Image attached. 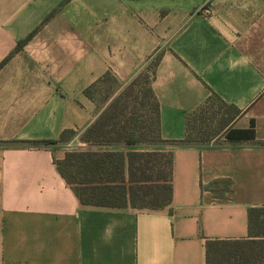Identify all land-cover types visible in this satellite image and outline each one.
Returning <instances> with one entry per match:
<instances>
[{
  "label": "crops",
  "instance_id": "0c3cea01",
  "mask_svg": "<svg viewBox=\"0 0 264 264\" xmlns=\"http://www.w3.org/2000/svg\"><path fill=\"white\" fill-rule=\"evenodd\" d=\"M148 74L161 139L191 140L156 148L172 153V202L83 205L58 169L66 145L32 143L93 125L114 98L85 92L105 78ZM249 129L255 140L227 139ZM254 207L264 0H0V264H207V240L249 238Z\"/></svg>",
  "mask_w": 264,
  "mask_h": 264
},
{
  "label": "trees",
  "instance_id": "16d2710c",
  "mask_svg": "<svg viewBox=\"0 0 264 264\" xmlns=\"http://www.w3.org/2000/svg\"><path fill=\"white\" fill-rule=\"evenodd\" d=\"M146 78L151 79V75L148 74ZM107 79L114 80L109 77L104 80ZM135 84L134 82L133 85ZM97 87L98 85H94L87 89L86 95L94 98L93 91ZM131 96L133 95L129 93L115 97L99 119L83 132L68 129L62 132L57 141L32 143L46 146L66 145L78 138L80 143L87 145L67 152L64 160L57 161L59 172L73 187L83 205L159 209L172 202V153L139 150L138 147L154 146L157 141L162 145H180L190 143L191 140L189 138L185 141L171 142L161 139L159 106L150 87L145 95L146 98L149 96L152 99V103L149 104L152 107L150 125L141 129L136 120L132 125L127 124L131 122H127L125 97L131 100ZM110 97V94L106 95V99ZM138 100L139 97L134 100L135 103ZM147 103L149 102L144 100L145 106ZM191 121L192 118L188 121V127L192 132L194 128L191 126ZM200 123L198 133L207 135L212 126L205 124L203 120ZM144 131L149 132L150 136L147 135L148 133H143ZM255 138L254 129L227 132V139L231 142L252 141ZM164 158L168 160L164 167H160L159 163ZM249 227L248 239L207 240V264H237L248 261L250 264L253 258L264 264V207L250 209Z\"/></svg>",
  "mask_w": 264,
  "mask_h": 264
},
{
  "label": "rangeland",
  "instance_id": "374dc122",
  "mask_svg": "<svg viewBox=\"0 0 264 264\" xmlns=\"http://www.w3.org/2000/svg\"><path fill=\"white\" fill-rule=\"evenodd\" d=\"M147 76L143 77L142 79L140 77H138L137 79L132 80L130 83H127L126 85H121L119 83H117L114 80H109L107 79L102 86H100L99 88H96L93 91V96H96L99 101L104 104V106H106L107 103V99H106V95H109L112 98H115L117 96H120L121 94H126L129 95V93H131L133 96H131V100L127 99V97H125V105L127 104V122H131V123H127L129 125H132L133 121L136 120L138 122H136L138 124V126L141 127V129L145 128L146 126L150 125L151 122V117H152V107L149 105L150 103H152V99L151 97L148 96V98L145 97L146 93H147V89L150 87V81L151 79L148 80V78H146ZM136 83L135 85H133V83ZM140 98V100H138V102L135 103V99L136 98ZM127 100V101H126ZM144 100H146L147 105L145 106L143 104ZM106 101V103H105ZM134 101V102H133ZM143 101V102H142ZM124 105V104H123ZM219 128V126H217L216 128H212L209 132H207L209 135H215L217 129ZM147 135L150 136L149 132H143ZM207 134V135H208ZM208 141V140H207ZM158 144V145H157ZM157 144L154 146H149V145H140L139 150H156V148L158 147H162L165 145H162L161 143H159L157 141ZM86 144H82L80 142H78V138L73 139L70 143L66 144V149L69 151H75L77 150V148L84 146ZM87 146V145H86ZM164 153H166V151H163ZM167 158L161 159L160 161V167H164L165 163L167 162ZM255 258H253L251 260L250 264H259V261H256ZM237 264H249L248 262H239ZM261 264V263H260Z\"/></svg>",
  "mask_w": 264,
  "mask_h": 264
},
{
  "label": "built area",
  "instance_id": "2783aa9c",
  "mask_svg": "<svg viewBox=\"0 0 264 264\" xmlns=\"http://www.w3.org/2000/svg\"><path fill=\"white\" fill-rule=\"evenodd\" d=\"M210 13V11H208Z\"/></svg>",
  "mask_w": 264,
  "mask_h": 264
}]
</instances>
